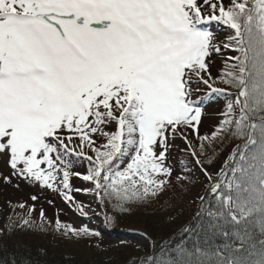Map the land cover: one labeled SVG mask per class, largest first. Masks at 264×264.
I'll use <instances>...</instances> for the list:
<instances>
[{"label":"snow or ice","instance_id":"snow-or-ice-1","mask_svg":"<svg viewBox=\"0 0 264 264\" xmlns=\"http://www.w3.org/2000/svg\"><path fill=\"white\" fill-rule=\"evenodd\" d=\"M211 22L231 30L225 42L202 27ZM222 50L235 53L219 77L234 92L213 86L208 58ZM201 85L226 100L211 137L198 134L202 109L192 97ZM189 130L201 155L203 141L243 140L214 181L196 160L212 181L211 199L201 197L206 234L226 242L165 244L133 264H264L254 232L258 224L264 237V0H0V185L51 190L85 216L73 191L126 213L165 190L170 149L177 137L191 148ZM83 161L86 171L73 172ZM72 176L90 187L73 189ZM40 216L13 227L100 235Z\"/></svg>","mask_w":264,"mask_h":264},{"label":"trees","instance_id":"trees-1","mask_svg":"<svg viewBox=\"0 0 264 264\" xmlns=\"http://www.w3.org/2000/svg\"><path fill=\"white\" fill-rule=\"evenodd\" d=\"M230 34L231 30L227 29L224 35L227 38ZM226 53L228 57L235 55V53L228 50ZM228 63L230 62H226L225 64V72L228 70ZM216 87L224 88L227 91H236L225 83L216 85ZM196 100L200 107L206 106L209 103L222 101V108L224 110L226 105V100L223 97L213 93L197 97ZM221 113L218 116L222 118ZM230 138L235 142L232 147L233 150L236 149L238 143H243L242 138ZM173 146L178 147L177 150L174 149L178 158H174V155L171 154L167 162L173 168L170 183L173 184L171 189L176 195L175 201L166 206H153L151 201L133 203L129 206L131 210L126 213L113 212L111 207H107L105 211L108 217H113L114 219H106L105 215L102 224L111 230L126 225L127 220H130V224L133 227L139 228V232H142L143 237L139 248L127 250H121L116 247L105 248L94 245L92 238L90 240H69L51 230L42 232L39 228L35 227L15 228L13 226L21 223L25 218L21 216L19 218L8 216L1 229L13 228V230L10 234L0 235V264H9V262L11 264H133V261H143L145 257H151L153 252L159 251L162 245H172L182 240L188 244H196L203 249H211L215 246L222 247L226 242L224 237L218 233L215 236L206 234L207 217L203 215L206 205L202 206L201 199L193 196L194 192L200 189L204 193V196L207 195L211 199V195L207 190L212 181H209L196 163L197 158H199L203 167L206 168L205 164L210 157H206L205 161H203L196 147L191 145V148H189V145L179 137L174 140ZM193 150L196 152V156L191 154ZM213 162L212 160L210 164H213ZM232 163L233 160L230 159L222 167L226 164L231 165ZM86 168L87 162L83 161L74 164L72 171L85 172ZM186 169H191V171L186 173ZM182 174L187 175V180L178 181L177 177ZM229 178H231L230 173ZM215 179L216 176L213 177V181ZM71 182L74 184V187L76 184L82 185L81 189L90 187L87 182L75 176L71 177ZM169 184L166 188H169ZM74 196L82 202H89L101 208L96 198L91 194L75 191ZM58 199L51 198V205L55 207L42 208L45 218L53 223L58 218L66 225L73 226L71 218L73 215L76 216L75 212L67 204H64L65 210L61 211L58 207ZM197 206L198 210L196 209ZM137 216L144 217V220L133 223L132 220ZM38 217L39 219L36 218L34 221L37 224L43 223L41 216ZM189 228L193 229L194 235H188L186 230ZM252 230L250 229V231ZM254 232L258 238H264L260 236L258 224L255 226ZM234 243L237 247L240 246L239 241H235Z\"/></svg>","mask_w":264,"mask_h":264},{"label":"rangeland","instance_id":"rangeland-1","mask_svg":"<svg viewBox=\"0 0 264 264\" xmlns=\"http://www.w3.org/2000/svg\"><path fill=\"white\" fill-rule=\"evenodd\" d=\"M202 27L208 28L213 31L218 42L223 43L225 41L226 35L224 34L227 31V28H225L223 25L219 24L218 22H211L210 24L202 25ZM226 51L227 50H222L220 53H212V55L214 54L215 57L208 58V60L210 61L209 71L211 72L212 77L215 78V85L223 84L219 77L222 73L225 72L224 69L226 64ZM206 92L207 91L205 90V88H200L201 95H205ZM222 107L223 102L217 101L207 104L202 109L201 121L198 126L199 137H211L212 133L216 131L220 121L222 120V118L218 116L220 112H223ZM187 135L191 145L193 147H196V150L203 161H205V158L208 156L211 160L214 161L213 164H205L207 170L212 173L213 177L216 176V173L219 171V169L222 168V166L232 158L233 152L235 151L232 149L235 142H233L229 137L224 139L222 142L218 139L213 141L212 143L203 141L205 152L204 155H201L199 150L202 141L191 130L188 131ZM239 144L240 143H238L237 145ZM177 148V146H173L170 149L168 157L173 154L174 158H178L177 154L174 152V149L177 150ZM71 185L73 189L83 187L82 185L78 184H76L74 187V184L72 182ZM172 185L173 184L170 183L168 186L169 188H166L157 198L150 199L148 201H151L153 203V206H166L167 204H171V202L175 201L176 197L171 189ZM74 192L75 191L72 192L73 196ZM34 194L38 195L39 197V199L35 202H33L30 198ZM193 196H195L197 199H201V197L204 196V193L200 189H197L194 192ZM74 197L77 202H80L85 206L84 212L87 213V215L85 216L78 210L77 207H73L71 204H69L74 209L78 210L79 213H81L76 216L73 215V217L71 218L72 225L78 229L87 226L89 229L98 231L100 235L92 237V242L94 245L105 248L116 247L121 250L137 249L140 247L143 239L142 234L141 232H139V228L133 227L130 224V220L126 221V225L119 226L116 229L111 230L106 225L102 224L106 215L104 209L98 208L95 204H90L89 202H82L76 196ZM51 198L56 200L57 198H59V195L52 192L51 190L41 191L39 188H30L24 184L21 185L20 189L0 185V229L3 228L4 222L8 218V216H15L17 218L21 216L25 219L31 217L32 220H35L36 218L39 219V210L52 206V203H49V201H51ZM9 201H11V205H9ZM57 202L59 209L61 211H64L65 206H63V203L59 199ZM33 203H35V211L30 212V208ZM20 204H24L25 206L21 208L18 206ZM196 209L198 210V206L196 207ZM143 220L144 217L137 216L134 220H132V222L134 223L136 221Z\"/></svg>","mask_w":264,"mask_h":264}]
</instances>
